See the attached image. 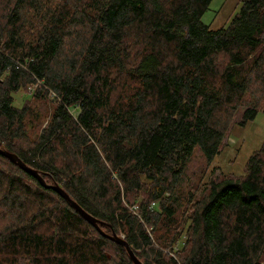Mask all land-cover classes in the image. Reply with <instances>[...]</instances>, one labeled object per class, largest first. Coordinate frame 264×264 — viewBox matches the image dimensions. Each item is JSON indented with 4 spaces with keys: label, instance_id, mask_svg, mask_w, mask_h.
<instances>
[{
    "label": "trees",
    "instance_id": "obj_1",
    "mask_svg": "<svg viewBox=\"0 0 264 264\" xmlns=\"http://www.w3.org/2000/svg\"><path fill=\"white\" fill-rule=\"evenodd\" d=\"M210 2L0 0V149L101 230L0 153V264H134L113 232L143 264H264V139L243 176L183 187L264 111V0L218 28Z\"/></svg>",
    "mask_w": 264,
    "mask_h": 264
},
{
    "label": "rangeland",
    "instance_id": "obj_2",
    "mask_svg": "<svg viewBox=\"0 0 264 264\" xmlns=\"http://www.w3.org/2000/svg\"><path fill=\"white\" fill-rule=\"evenodd\" d=\"M239 1L211 0L201 16V21L212 28L227 25L229 19L238 11ZM26 91H20L15 95L16 105L22 104ZM263 139L264 111H258L255 118L244 126L238 124V114H236L230 121L229 131L222 140L219 152L211 162L206 163L200 153H194L186 171L184 189L195 191L197 187L199 190L196 192L199 196L203 189L208 188L211 180L243 176L247 158L259 147Z\"/></svg>",
    "mask_w": 264,
    "mask_h": 264
},
{
    "label": "water",
    "instance_id": "obj_3",
    "mask_svg": "<svg viewBox=\"0 0 264 264\" xmlns=\"http://www.w3.org/2000/svg\"><path fill=\"white\" fill-rule=\"evenodd\" d=\"M0 153L4 156H6L7 158H9L10 160H12L13 162H15L17 165H19L22 169H24L25 171L29 172L30 174H32L33 176H35L42 185H44L45 187H49L52 188L53 190L57 191L59 194H61L66 200H68L71 205L79 212V214L86 219L88 222H90L93 226H95V228L99 231L100 228L98 226L99 224V220L96 219L95 217L91 216L89 213H87L85 210H83L75 201H73L69 195L56 183L54 184H47L44 179L42 178V176L40 175V173L32 168H30L29 166H27L16 154L9 152L7 150H3L0 149ZM106 236H108L110 239L115 240L121 244L124 245V247L127 249V252L130 256V258L132 259V261L134 262V264H143L133 253L132 249L130 248V246L126 243V241H124L122 238L118 237L114 232L110 235L105 234Z\"/></svg>",
    "mask_w": 264,
    "mask_h": 264
}]
</instances>
